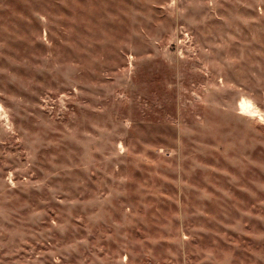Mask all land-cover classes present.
I'll return each instance as SVG.
<instances>
[{"label":"rangeland","instance_id":"obj_1","mask_svg":"<svg viewBox=\"0 0 264 264\" xmlns=\"http://www.w3.org/2000/svg\"><path fill=\"white\" fill-rule=\"evenodd\" d=\"M0 264H264V0H0Z\"/></svg>","mask_w":264,"mask_h":264},{"label":"bare ground","instance_id":"obj_2","mask_svg":"<svg viewBox=\"0 0 264 264\" xmlns=\"http://www.w3.org/2000/svg\"><path fill=\"white\" fill-rule=\"evenodd\" d=\"M242 108L244 109V108H245V106L243 105V106H242Z\"/></svg>","mask_w":264,"mask_h":264}]
</instances>
